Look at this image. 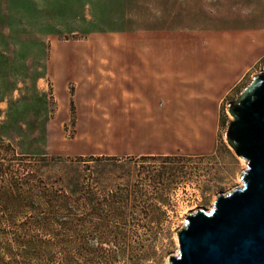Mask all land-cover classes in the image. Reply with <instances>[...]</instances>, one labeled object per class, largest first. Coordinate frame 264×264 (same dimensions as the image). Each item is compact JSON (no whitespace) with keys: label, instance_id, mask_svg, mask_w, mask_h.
<instances>
[{"label":"rangeland","instance_id":"rangeland-1","mask_svg":"<svg viewBox=\"0 0 264 264\" xmlns=\"http://www.w3.org/2000/svg\"><path fill=\"white\" fill-rule=\"evenodd\" d=\"M262 69L264 0H0V264H169Z\"/></svg>","mask_w":264,"mask_h":264},{"label":"water","instance_id":"water-1","mask_svg":"<svg viewBox=\"0 0 264 264\" xmlns=\"http://www.w3.org/2000/svg\"><path fill=\"white\" fill-rule=\"evenodd\" d=\"M225 139L245 160L241 184L188 213L169 264H264V69L227 106Z\"/></svg>","mask_w":264,"mask_h":264},{"label":"trees","instance_id":"trees-1","mask_svg":"<svg viewBox=\"0 0 264 264\" xmlns=\"http://www.w3.org/2000/svg\"><path fill=\"white\" fill-rule=\"evenodd\" d=\"M70 190L72 191L73 190V187H71Z\"/></svg>","mask_w":264,"mask_h":264}]
</instances>
